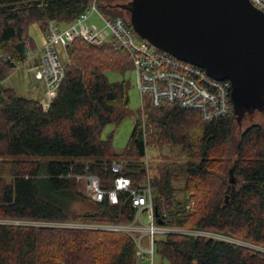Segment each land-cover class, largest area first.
I'll return each mask as SVG.
<instances>
[{
  "label": "trees",
  "instance_id": "16d2710c",
  "mask_svg": "<svg viewBox=\"0 0 264 264\" xmlns=\"http://www.w3.org/2000/svg\"><path fill=\"white\" fill-rule=\"evenodd\" d=\"M126 2L106 0L99 7L131 25ZM89 3L0 0V264H135L130 233L57 225L134 222L130 191H117L116 203L108 200L119 176L129 178L131 189L149 187L154 224L175 230L154 234L152 261L158 254L169 264H264V125L253 123L236 136L231 101L227 114L208 122L177 103L153 107L147 101L117 153L112 135L101 137L128 105V83L106 76L132 67L116 38L100 44L74 39L46 108L41 98L2 85L20 64L30 63L28 51L37 48L32 23L45 33L48 20L69 24ZM159 144L178 147L187 159L165 164L152 181L144 157ZM114 162L121 164L118 171ZM87 176L99 180V201L87 197ZM174 177L184 179L182 201L175 198ZM86 200L91 208L77 212Z\"/></svg>",
  "mask_w": 264,
  "mask_h": 264
},
{
  "label": "built area",
  "instance_id": "2783aa9c",
  "mask_svg": "<svg viewBox=\"0 0 264 264\" xmlns=\"http://www.w3.org/2000/svg\"><path fill=\"white\" fill-rule=\"evenodd\" d=\"M106 0H90L86 9L81 12L73 22L61 27L57 22L48 20L45 30V39L42 47L36 52L28 51L30 72L36 81H42L44 91L40 99L46 108L57 94V87L64 75V64L60 61L56 46L59 45L67 56L66 49L76 38L100 44L116 38L127 50L133 68L137 74L138 91L142 104L147 101L153 107L165 103H177L180 107L196 110L204 121H212L229 112L231 101V83L229 80H218L209 76L205 70L197 65L180 60L173 55L155 48L147 40L141 38L132 26L120 18L106 16L99 4ZM108 1V0H107ZM129 1V0H115ZM253 6L264 12V0H250ZM96 15L104 22L99 27L90 18ZM40 53L39 56L36 55ZM38 56V61L34 59ZM35 87V86H34ZM121 164L114 162L112 169L118 171ZM130 180L119 176L114 181V189L107 191L110 203L117 202V191L128 190L131 194V203L136 210L135 220L141 213H149L150 225L147 232L150 243L147 248L136 244V257L143 259L145 254L153 258V236L174 229L156 225L153 222V205L149 187L131 189ZM86 190L88 195L103 196L99 187V180L95 176L86 177ZM117 225L113 229H122Z\"/></svg>",
  "mask_w": 264,
  "mask_h": 264
},
{
  "label": "water",
  "instance_id": "95a60500",
  "mask_svg": "<svg viewBox=\"0 0 264 264\" xmlns=\"http://www.w3.org/2000/svg\"><path fill=\"white\" fill-rule=\"evenodd\" d=\"M138 36L231 83L233 113L264 108V12L250 0H129Z\"/></svg>",
  "mask_w": 264,
  "mask_h": 264
},
{
  "label": "rangeland",
  "instance_id": "374dc122",
  "mask_svg": "<svg viewBox=\"0 0 264 264\" xmlns=\"http://www.w3.org/2000/svg\"><path fill=\"white\" fill-rule=\"evenodd\" d=\"M126 16V12L121 13L122 16ZM90 21L95 22L99 27L104 26V22L94 15L90 18ZM61 27L66 26L65 23H59ZM29 35L32 37L34 43L37 47L34 49V53H36L43 45L45 39V33L41 25L37 22L32 23L29 26ZM56 49L58 51V56L60 61L65 64L67 61V56L62 50V48L57 45ZM67 52V51H66ZM40 53L36 55L39 56ZM38 56L35 57V61H38ZM31 63L25 62L20 64L18 68L13 70L7 77L3 80L2 85L4 87H11L15 89L17 95L27 98H35L40 99L42 97V93L44 91V84L42 81H36L33 78V74L30 72ZM133 67V65H132ZM129 68L124 72H119L116 70H108L106 71V76L111 82H118L121 80H125L128 83V105L126 108V113L124 116L115 123L107 124L101 133L102 138H107L109 135H112V145L113 150L117 153L123 151L126 147L131 131L133 129L134 122L140 116V111L143 106L142 98L138 91L137 86V74L134 68ZM35 86V87H34ZM253 123H258L264 125V108L263 110H255L251 113H246L240 123L236 127V136H238L245 128L250 126ZM186 158L185 154H182L179 151V148H169L166 145H156L152 148H148L146 152V156L144 157L145 162L150 167V175L152 181H158L161 177V172H163L162 167L170 162H183ZM184 179L182 177H174L171 180V185L176 189L175 198L177 201H182L186 198V194L183 191ZM89 196V197H88ZM87 197L91 201H99L100 197L95 195H88ZM77 205V204H76ZM92 203L88 200L82 201L77 205V212L85 211L90 209ZM139 224V226H138ZM57 225H64L69 227H81V228H100L106 230L113 231H125L130 233L134 239L136 244L139 243L141 247L147 248L150 243V235L147 232V227L150 225L149 221V213L143 212L137 221L134 219V222L131 224H88L81 222H65V223H57ZM117 225H122V229H113ZM186 231V230H184ZM200 234H208L204 231H188ZM259 248L257 246H254ZM264 250V248H259ZM59 264H63L60 262ZM135 264H169L165 259H162L158 254L154 255L153 261H151V257L148 254H145L143 259H139Z\"/></svg>",
  "mask_w": 264,
  "mask_h": 264
},
{
  "label": "crops",
  "instance_id": "0c3cea01",
  "mask_svg": "<svg viewBox=\"0 0 264 264\" xmlns=\"http://www.w3.org/2000/svg\"><path fill=\"white\" fill-rule=\"evenodd\" d=\"M37 48H39V47H37ZM138 226H139V224H138Z\"/></svg>",
  "mask_w": 264,
  "mask_h": 264
}]
</instances>
